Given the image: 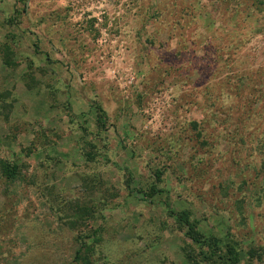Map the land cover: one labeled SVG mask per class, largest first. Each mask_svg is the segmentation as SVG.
Listing matches in <instances>:
<instances>
[{
  "label": "rangeland",
  "instance_id": "374dc122",
  "mask_svg": "<svg viewBox=\"0 0 264 264\" xmlns=\"http://www.w3.org/2000/svg\"><path fill=\"white\" fill-rule=\"evenodd\" d=\"M0 159V264H264V0H0Z\"/></svg>",
  "mask_w": 264,
  "mask_h": 264
},
{
  "label": "trees",
  "instance_id": "16d2710c",
  "mask_svg": "<svg viewBox=\"0 0 264 264\" xmlns=\"http://www.w3.org/2000/svg\"><path fill=\"white\" fill-rule=\"evenodd\" d=\"M98 122L104 125V113L100 108ZM103 116V118H102ZM20 174L19 167L15 163H11L0 159V175L7 182H14ZM159 176V174H158ZM157 190L155 187L150 188L148 192H139L144 194L146 199H150ZM171 214L176 217L177 222L185 231V236L193 243L200 247H207L205 253H202V258H197V261H191L193 264H238L240 262L239 252H229L220 247L219 238L215 236L205 237L198 230H196L195 223L191 220L190 215L186 211L174 212ZM77 249L74 252L72 262L74 264H92L91 256L94 248L85 243L81 238H77Z\"/></svg>",
  "mask_w": 264,
  "mask_h": 264
}]
</instances>
